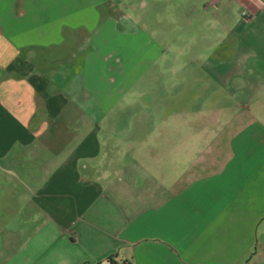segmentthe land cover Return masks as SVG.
<instances>
[{"label":"crops","instance_id":"crops-1","mask_svg":"<svg viewBox=\"0 0 264 264\" xmlns=\"http://www.w3.org/2000/svg\"><path fill=\"white\" fill-rule=\"evenodd\" d=\"M230 1L240 18L228 25L222 10L225 33L192 75L212 89L210 145L172 155L169 183L164 167L155 182L105 148L102 127L135 82L102 51L117 33L112 4L0 0V175L12 165L24 177L13 191L29 227L2 237L0 264H264V0ZM231 99L236 120L223 124Z\"/></svg>","mask_w":264,"mask_h":264},{"label":"rangeland","instance_id":"rangeland-1","mask_svg":"<svg viewBox=\"0 0 264 264\" xmlns=\"http://www.w3.org/2000/svg\"><path fill=\"white\" fill-rule=\"evenodd\" d=\"M108 2L115 12L113 24L117 33L112 31L116 37L110 44H104L102 51H114L112 66L120 68L121 63L117 62L121 58L122 62L127 60L128 71L135 75V82L128 98L117 103L119 122L109 127L107 120V126L102 127V137L108 143L105 148H112L114 143L120 151H115V155H134L137 162L133 168L137 169L138 163L155 182L158 170L164 167L167 181L171 183L175 172L172 155H206L205 148L210 144L203 125L211 121L215 113L202 104L212 89H206L204 81L194 82L192 75L200 74L201 58L211 50L208 45L220 41L225 33L219 22L225 15L222 10L231 12L228 25H233L240 18L241 9L230 0L214 5L210 0ZM101 9L100 35L109 38L110 33L105 32L109 21H106L105 7ZM25 36L29 40V33ZM230 101L219 114L223 124L236 120L238 106L234 107V100ZM201 108L204 111H200ZM175 112L180 117H175ZM233 129L234 125L227 128L224 136ZM226 145L214 144L224 152ZM155 155H166L165 160L160 162ZM21 179L24 177L12 165L0 175V186H5L0 194V247L2 237L7 234L29 230L22 219L27 215L26 208L20 212L23 205L19 193L13 191Z\"/></svg>","mask_w":264,"mask_h":264},{"label":"trees","instance_id":"trees-1","mask_svg":"<svg viewBox=\"0 0 264 264\" xmlns=\"http://www.w3.org/2000/svg\"><path fill=\"white\" fill-rule=\"evenodd\" d=\"M107 264H119L115 262L112 258L107 261ZM125 264V263H124Z\"/></svg>","mask_w":264,"mask_h":264},{"label":"built area","instance_id":"built-area-1","mask_svg":"<svg viewBox=\"0 0 264 264\" xmlns=\"http://www.w3.org/2000/svg\"><path fill=\"white\" fill-rule=\"evenodd\" d=\"M243 15H246V11H245V12H243Z\"/></svg>","mask_w":264,"mask_h":264}]
</instances>
